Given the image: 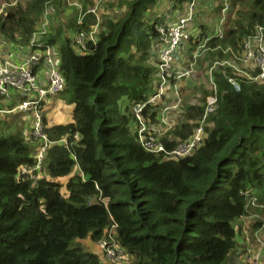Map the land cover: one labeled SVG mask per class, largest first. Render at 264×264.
<instances>
[{
  "label": "trees",
  "instance_id": "obj_1",
  "mask_svg": "<svg viewBox=\"0 0 264 264\" xmlns=\"http://www.w3.org/2000/svg\"><path fill=\"white\" fill-rule=\"evenodd\" d=\"M97 1L18 0L0 18L1 42L24 52L46 13L52 21V13L70 8L68 23L45 38L61 59L66 87L60 99L74 106V123L46 126L56 144L41 176L22 174V167L36 164L33 149L23 132L5 134L0 120V264H101L81 243H100L110 232L128 257L124 264H227L238 247L236 225L264 215V81L241 79L238 93L228 83L233 71L216 70L218 107L207 121L205 144L177 160L149 154L137 142L133 108L154 92L152 41L164 17L150 12L171 1L183 13L191 0H125V15L107 17L97 45L88 43L80 54L66 32L89 33L96 18L88 15L78 25L75 5L87 10ZM218 1L220 16L224 0H203ZM229 2L224 36L207 44L209 66L229 59L228 50L241 55L243 44L264 28V0ZM200 27L206 36L209 23ZM205 102L206 95L199 105L185 103L172 139L164 140L168 151L191 138ZM153 109L144 117L155 123Z\"/></svg>",
  "mask_w": 264,
  "mask_h": 264
},
{
  "label": "built area",
  "instance_id": "obj_2",
  "mask_svg": "<svg viewBox=\"0 0 264 264\" xmlns=\"http://www.w3.org/2000/svg\"><path fill=\"white\" fill-rule=\"evenodd\" d=\"M112 0H98L93 8L83 10L81 5H75L79 9L78 25H83L88 15H94L96 23L89 33H79L73 37L75 49L80 54H86L87 44L97 45L99 35L105 31L102 27L100 15L105 12V7ZM12 4L0 5V18L4 16L8 7ZM161 5V3H160ZM162 6V5H161ZM158 5V7H161ZM220 2L204 3L203 0H191L184 7V12L174 21L164 20L156 26L157 37L152 41L154 51V67L156 80L154 93L149 100L137 104L133 108L136 119L137 142L143 150L149 154H163L166 160H177L192 155L206 142L207 121L218 107V85L214 78L216 70L230 68L233 76L228 77V83L239 93L241 84L239 79L249 82L264 81V28H259L255 37L247 40L242 47L239 66V54L234 50L229 59H216L206 64L204 70H199L207 52V44L213 37L224 36L223 26L226 24L230 11L229 0H224L221 10V18L205 32L196 24V16L200 11L213 12L219 8ZM156 7V8H158ZM214 14L210 15L213 17ZM161 16V15H160ZM51 12L46 13L38 31L35 33L31 47L24 52L11 50L0 40V97L4 102H16L11 109L0 110V115L30 116L32 118L31 138L40 142L38 156L34 167H22L24 176L33 177L36 173L41 176L43 163L47 151L56 143L49 140L45 133L43 112L50 103L57 99L65 90L66 81L61 71V59L57 47L51 45L46 38L51 31ZM201 39V40H200ZM196 40H200L196 42ZM228 52L226 51L225 54ZM243 70H240V67ZM203 74V76H199ZM200 78L203 79L200 81ZM190 84L184 89L182 83ZM198 87L195 91V87ZM195 91L191 97L190 105H199L206 95L205 113L194 128L191 138L180 143L172 151H168L164 140L174 132L179 125L177 116H182L183 93ZM148 107L154 108L150 113H156L155 123L149 118L145 119L144 111ZM176 115V116H175ZM175 117V118H174ZM63 143H66L65 140ZM39 180V176L35 177ZM256 199L250 200V205L258 207ZM264 209V206H261ZM111 232L107 240L97 243L111 259L128 260L127 255L118 244L113 241ZM109 242H115L113 245ZM117 248L116 252L112 249ZM244 264H264V221L260 227L246 237L243 248Z\"/></svg>",
  "mask_w": 264,
  "mask_h": 264
},
{
  "label": "rangeland",
  "instance_id": "obj_3",
  "mask_svg": "<svg viewBox=\"0 0 264 264\" xmlns=\"http://www.w3.org/2000/svg\"><path fill=\"white\" fill-rule=\"evenodd\" d=\"M15 1L16 0H4L3 1V5L8 6V5L12 4ZM123 1H125V0H112V3L105 7V12L100 15L102 24L105 22L107 17H110L111 19L117 20V19L122 18L125 15L126 6L125 5H121V4H123L122 3ZM126 1H128V0H126ZM163 9L164 8L161 6V7L155 8L154 10H151L150 16L152 17L153 15H157V14L159 16L162 15L163 14ZM69 10H70V8L67 9L65 12H63L61 15H58L57 13H55V14L52 13L53 19H52V22H51V27L53 28V30H52V28H51V30H52L53 34L55 33L56 29L62 23L63 24H67L68 21H69V18L71 16H73ZM200 13H203L201 16L204 17V18H207V16L213 14L212 12H209V11L207 13L205 11H203V12L200 11ZM230 15L231 14H230V11H229V17H230ZM203 22L206 23L207 20L203 21V19H199V22H198L197 25L198 26L203 25ZM216 23H217V17H214L211 20V22H210L211 27H214V25ZM66 33L72 39L75 36V35H72L70 31H68ZM240 59H241V55L239 54V66L242 64L240 62ZM150 62L151 61L149 60V63L147 62V64L150 65L151 64ZM207 63L208 62H207L206 57L204 55V60H203V63H201V65H199V70H204ZM243 69L244 68L241 66L240 70H243ZM239 80H241V79H239ZM187 82L189 83V81H187ZM187 93H188L187 97H192L195 94V91H189ZM56 100L57 101L60 100V97L57 98V99H54V101H56ZM190 100L192 101L194 99H183V104L186 103V101H190ZM197 100L200 101L202 99H197ZM5 103H7V102H5ZM124 106L125 105L123 104L122 107L124 108ZM46 114H47V112H43V117L46 119V122H47ZM63 114H64L63 116H66L65 114H67V113L64 112ZM3 115L4 114L0 115V120H2V116ZM69 116H70V113L68 114V117ZM181 117H182L181 114L179 116H177L176 121L178 123L181 120ZM24 120H26V121H24ZM24 120L23 121L19 120L18 122H16L13 127L8 129L9 131L6 134H11V133L12 134H19V133L23 132L25 138L28 139L27 142L30 144L29 146H31L32 149H33L34 160H35L37 158V156H38L37 152H38V147L40 146V142L35 141V140H33L31 138L32 137L31 136L32 118H28V119H24ZM12 128H14V130H12V132H11ZM170 139H172V138L170 137ZM62 183H65V181H62ZM63 193L65 194V190L64 189H63ZM252 219H254V220H252ZM254 221H261V222L264 221V215H259V214L254 215L253 217H251L250 220H246V222L243 223V224H248V223L250 224V223H252ZM236 227H239V223H238V225H236ZM237 241L239 242V230H238V240ZM109 243H112L113 245L115 244V242H109ZM81 245L86 251H88L89 253H92L93 255L98 257V259L100 260L101 264H124V263L127 262V260H123V262H122V257H121L120 260L113 261L115 259L114 258L113 259L109 258L107 256V254L102 250L101 246L99 244H97V243H94V242H91V241H85V242H82ZM112 250H114L116 252L117 248L112 249ZM239 250L240 249H239V243H238L237 251H233L231 253V255L229 256L227 264H244V258L242 259V258L239 257Z\"/></svg>",
  "mask_w": 264,
  "mask_h": 264
},
{
  "label": "crops",
  "instance_id": "obj_4",
  "mask_svg": "<svg viewBox=\"0 0 264 264\" xmlns=\"http://www.w3.org/2000/svg\"><path fill=\"white\" fill-rule=\"evenodd\" d=\"M162 7L164 8L163 9V14L161 16L164 17V20H168V21H174L175 19H177L182 13H179L178 11H175L174 9V6L172 4L171 1H163L161 3ZM159 5V6H161ZM158 7V6H157ZM156 8V7H155ZM154 8V9H155ZM153 9V10H154ZM184 12V11H183ZM214 15L213 17H211L209 15V17L207 16V18H202L203 20H207L206 23H209V27H211V20L214 18V17H217V21H219V17L221 18V14L220 16L218 14H216L215 11L212 12ZM158 15V14H157ZM208 15V14H207ZM229 19V15L227 17V20H226V24H227V21ZM225 31V30H224ZM199 76H203V74L199 75ZM203 79L200 78V81H202ZM155 83V82H154ZM203 83V81H202ZM190 84V82H184L182 83L184 89L186 90V86H188ZM154 88H155V85H154ZM198 87L196 86L195 87V91H197ZM184 90V93H183V97L184 99H191V97H187L188 93H186ZM154 93V92H153ZM151 96V95H150ZM186 103L189 105L192 103V101H186ZM185 103L183 104L182 107H184ZM16 106V102H8V103H5L3 102L2 99H0V110H3V109H8V110H11L13 109L14 107ZM73 111H74V106L73 105H66L61 99L60 100H56V101H52L47 109V114H46V118H47V125L49 128H52V127H55V126H63V125H68V124H72L74 123L73 122ZM67 113L65 114L66 116H63L64 114L63 113ZM70 113V116L68 117V114ZM30 118V116H27V117H20V116H17V115H11V116H2V122H3V130H4V133L6 134L10 129L11 127H13L15 125L16 122H18L19 120H24V119H28ZM26 121V120H24ZM12 130H14V128L11 129V132ZM169 139H170V136H169ZM256 215V214H254ZM254 215H250V216H247L245 217L244 219H242L240 222H239V257L240 258H244V252H243V248H244V242L246 240V237H251L252 234L256 231L255 229V225L257 224V222H261V221H254L252 223H248V224H243L246 222V220H250L251 217H253ZM254 220V219H252ZM238 254V253H237Z\"/></svg>",
  "mask_w": 264,
  "mask_h": 264
},
{
  "label": "clouds",
  "instance_id": "obj_5",
  "mask_svg": "<svg viewBox=\"0 0 264 264\" xmlns=\"http://www.w3.org/2000/svg\"><path fill=\"white\" fill-rule=\"evenodd\" d=\"M2 3H3V2H2ZM2 3H1V4H2ZM17 3H18V0H17ZM12 7H14V6H12ZM8 8H11V7H8ZM8 8H7V9H8ZM59 97H60V96H59ZM59 97H58V98H59ZM1 99H2V98H1ZM2 100H3V99H2ZM48 107H49V106H48ZM48 107H47V109H48ZM47 109L45 110V112L47 111ZM3 116H5V115H3ZM13 116H14V115H13ZM44 123H45V129H46L47 122H46V119H45V118H44ZM32 139H33V138H32ZM33 140H34V139H33ZM53 143H54V142H53Z\"/></svg>",
  "mask_w": 264,
  "mask_h": 264
}]
</instances>
